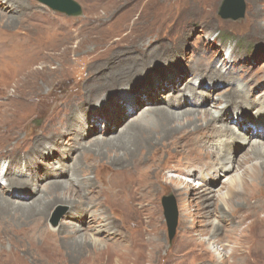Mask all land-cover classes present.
I'll return each mask as SVG.
<instances>
[{
  "label": "rangeland",
  "instance_id": "1",
  "mask_svg": "<svg viewBox=\"0 0 264 264\" xmlns=\"http://www.w3.org/2000/svg\"><path fill=\"white\" fill-rule=\"evenodd\" d=\"M76 1L83 12L71 16L38 0H0V163L11 166V175L22 165L23 177L41 186L29 198L15 193L29 188L6 187L4 197L16 206L2 210L0 203V264H264V166L252 156L257 139L232 150L229 172L222 168L226 161L216 166L224 155L215 154L217 143L188 148L184 142L190 132L207 140L204 110L222 112L218 128L241 132L245 121L256 127L264 104L258 84L264 79V0H244L238 19L220 15L224 0ZM139 43L146 52L137 51ZM164 54L171 59H160ZM211 67L223 75L213 76ZM235 85L240 96L232 92ZM190 88L202 91L197 100H186ZM226 93L233 97L227 106ZM174 95V104L194 113L173 123V135L158 133V146L147 153L117 142L127 120L142 117L153 101L170 104ZM83 122L96 129L84 134ZM109 125L114 133L106 134ZM219 132L213 128V137ZM55 140L64 141L68 159L43 160L52 154L49 144L39 157L37 147ZM126 162L132 164L122 167ZM49 164L66 175H45ZM57 183L64 189H54ZM198 184L212 188L211 200ZM225 192L230 195L219 200ZM165 196L178 210L171 240ZM38 197L55 201L45 214L33 210ZM117 213L119 234L111 231ZM76 216L106 224L96 231L86 223L72 233L75 224L68 221ZM53 230L60 242L48 236Z\"/></svg>",
  "mask_w": 264,
  "mask_h": 264
},
{
  "label": "bare ground",
  "instance_id": "2",
  "mask_svg": "<svg viewBox=\"0 0 264 264\" xmlns=\"http://www.w3.org/2000/svg\"><path fill=\"white\" fill-rule=\"evenodd\" d=\"M230 14L233 15L234 11H232ZM142 44L143 43H139L138 46L135 47L137 49V51H140L141 53L142 52H146V49L141 46ZM177 46L179 48L180 46H182V43H178ZM171 57H172L171 55L164 54V55H162L160 57V59L166 58L165 62H167V61H169V59H171ZM209 62H210L209 63L210 66H211L212 61H209ZM211 72L213 73L212 74L213 76H217L219 74L223 75L218 69H215V68L213 69L212 67H211ZM208 76L210 77L211 74H209ZM129 79H128V81H126V83L130 81ZM262 80H263V84H262V82H258L259 88L264 86V79H262ZM240 88H241L240 85H238V86L235 85V89L236 90H232V92L235 95L240 96L242 94L238 90ZM190 89L194 90V91L192 92L191 95L187 94V99L186 100H189V98H192L193 100H197L198 96L200 95V93H202V91L201 92L200 91H196V89H194V88H190ZM258 89L256 91H258ZM158 92H159V90L156 91V93H158ZM261 94H263V96H264V93H261ZM127 96H129V95H127ZM232 98L233 97H230L229 93H226L225 96L222 97V100L223 99L225 100V102H226L225 104L227 106V104L229 102V99L232 100ZM127 99H128V102H134L135 101V104H136V102L137 103L141 102V100H137V97H129ZM176 99H178V97L176 95H174L171 98V100H172L171 103L170 104L168 103V104H165V105L162 104L161 102L153 101L151 103L153 106L146 105L147 107L143 111L144 115L142 117H140L138 119L127 120L126 122L124 121L125 123H124L123 134H121V135L118 134V136L115 137V139H117V142L118 143H127L129 145V147H131L133 149L137 148L140 151H143L144 153H147V151H149L151 149H154L159 144V142H157L156 145H153V144H155L154 143L155 140L158 141V137H157L158 133H162V134H164L166 136L173 135L175 133L173 123L175 121L181 119L182 117L187 116L188 114L190 115V114L194 113V112L190 111V109L184 110V106L180 102L177 105L174 104L173 102H175ZM214 99H217V98H214ZM218 99L220 100V98H218ZM260 103H264V101L260 102ZM188 104H190V103L187 102V105ZM192 105L197 106V102L194 101V103ZM133 107H131L132 110L134 109ZM254 107L255 106H253V107L249 106L248 108L250 109V108H254ZM258 109L259 110H258L257 114L255 115L256 118H257V123H255L256 127L254 128V127L250 126V124H247V121H245L243 123L241 122V124H242L241 132H238L236 130L234 131L233 129H231L229 126H226L225 124L223 125V127L218 128L217 127V123H221V122L223 123V120H224V118L222 116L223 114L219 110L213 111V110L209 109V110L200 111V114H201L200 118L204 120L202 122H203V125H205L203 127V129H204L203 133H205V135L202 136V137H203V139H207V140H203L202 141L199 133H196V134L193 135L190 132V133H188L187 137H184V142L188 143V145H189L188 148L189 147H193V146H197V145H201L202 147H205L204 145H202V142L204 144H209V145H210V142L213 145L217 143L216 146L214 145L216 147L215 148V154H216L217 151H222V154H224V155L221 156V160L217 163L216 166H220L221 165V161H226L227 164L225 163V165L222 167V168H224V170L226 172H229L230 169L234 168V152H235V148L237 146H240V145H249V144L255 143V145L253 147V151H252L253 152L252 156L260 157L261 161H262V163L260 165L264 166V141H262V140H264V104L261 105V107L258 108ZM125 110L127 111V106H126ZM236 113H238L239 115H242L243 114L242 113V109L236 110ZM75 116H72V114H71L72 119H74ZM115 116L116 115H113V117H115ZM86 125L87 124L83 122L80 127L83 129V133L84 134L86 133L88 135L91 132H93L92 130H93V128L95 126L91 125V124H89L87 126ZM109 127L110 128H108L106 130V134L114 133V130H112V128H111L112 126L109 125ZM249 127H250V129H248ZM258 127H261V129L259 130ZM89 128H91L92 130H90ZM213 128L218 129L221 133L219 132L218 136H214L213 137V135H212ZM94 129H96V127ZM210 129H212V130H210ZM132 131H134V132H132ZM97 132H98V129L96 131H94V133H97ZM65 136H66L65 133H63L61 135V137H65ZM78 137H80V135H78ZM162 137H164V136H162ZM103 138L104 137H99L100 140L101 139L103 140ZM254 139H257V140H255L252 143L251 140H254ZM227 141H228V144L230 142V145L226 144ZM46 144H49L50 147L52 148V150H51L52 154L49 155V156H45L43 160H49L50 161L52 159L51 157L52 156H56V155L60 156V158L63 161L68 159L69 155L65 154V153H62V150L65 148V147H63V144H64L63 140H61V141L55 140L54 142H51V143L44 142L43 144L39 145L37 147V151L39 152L38 153L39 157H42V155H41L42 148L41 147L46 145ZM214 146H211V147L214 148ZM141 155H144V154L142 153ZM131 161H134V159H132ZM131 164H132V162H130V163L126 162V163H124L122 165V167L125 168V167L130 166ZM200 165L203 168H205V169H207V167H208V165L205 164L204 162H201ZM216 166L215 165L214 166H210L209 170L210 169H216L217 168ZM10 167L11 166L9 164L6 165V161H4L3 164L0 163V181H1L0 184L3 185L2 187H0V203H1V206H2V210L3 209L4 210H6V209L9 210L11 207H14L13 205L16 206V204L14 202H11L9 199H6L4 197V193L6 192V187H8L11 183L17 184L19 186L22 185L24 188H29V192L26 193L27 195L23 194L22 191L20 193L19 192H15V193H18V194L22 195V198L25 197V196H28V198H29L33 194L35 195L36 193H38V191L41 188V186H39V185H33L32 186V183L34 181H36V179L32 178L31 181H28L26 178L23 177V176H25L28 173H26L27 171L23 168L22 165L18 168V170H19L17 172L18 174H14V175H11L8 172L10 170ZM46 168H47V171L45 172V175H52L53 174V175L57 176L58 178L66 175V172L63 171V169L61 167L59 169L56 168L54 170V172L52 171L53 165L49 164V166L46 167ZM72 170H73V168H72ZM132 172H133V170H132ZM125 173H127L126 170H119L117 172V175L121 174V175L124 176ZM138 173H140V169H137V170H135L133 172V174H135V175H137ZM29 174L35 175L36 173L29 172ZM6 181H7L8 184L4 183ZM125 181L127 182V180H125ZM177 183L178 184H182V182L179 181V180L177 181ZM52 184H54V183H52ZM61 184L62 183H59V184L57 183L58 186H54L53 185L52 187H55L54 189H56L58 191V189L62 188ZM198 186H200V189H201L200 193L205 197V200L206 199L207 200L208 199L211 200L212 197H213L212 188H210V187L204 188L203 184H198ZM62 189H64V188H62ZM106 193L109 194L110 197H114V199L116 201L121 200L120 198H118L115 195V194H117L116 191L108 189V190H106ZM227 193L228 192L219 194L218 195L219 200L225 201L226 197L228 196V194L230 192L228 194ZM96 194H98V192ZM38 199H40V198L38 197ZM36 201H35V204H34L35 206H34L33 210L34 211H38V213H40V214H45L47 212V209H49V207L52 205V203L55 202L52 199L51 200H42V199H40L37 202ZM90 205L95 207L96 204L95 203H93V204L91 203ZM260 205L264 206V202L260 201ZM78 215H80V214H78ZM119 215H120V213H117L118 218L117 219H114V218L112 219L113 220V223H112V227L113 228H111V231L117 232L118 234L122 233V231L120 230V227H119V224H121V222H122ZM80 217H82V216H80ZM82 220H83L82 218H77V216H76V217H73L70 221H68V222H70L73 225L75 224V226L71 230L72 233L75 232V231L81 230L83 228L82 225H84L86 223L89 224V225L87 224L88 226L85 225L86 228H89V227H91L92 229L96 228V231H98V227L100 225L106 224L105 223V219H102L104 222L101 223V224H98V226H96L97 225V223H96V225H95L96 227L93 225L95 223L93 221V219H92V222L91 221L90 222H87V221H83L82 222ZM117 221L119 222L118 225H117ZM55 228H57V227H55ZM53 231H56V230H53ZM44 232H46V230H44ZM50 234L58 237V239L60 238L59 230H57L54 233L48 231V236ZM96 234H97V232H96ZM114 240L118 241L119 239L116 238ZM95 241H97V240H95ZM59 242H60V239H59Z\"/></svg>",
  "mask_w": 264,
  "mask_h": 264
},
{
  "label": "water",
  "instance_id": "3",
  "mask_svg": "<svg viewBox=\"0 0 264 264\" xmlns=\"http://www.w3.org/2000/svg\"><path fill=\"white\" fill-rule=\"evenodd\" d=\"M41 3L49 6L51 9L59 11L61 13H65L71 16H77L82 14V6L76 0H38ZM231 10V11H230ZM234 11V14L230 13ZM245 13V2L244 0H224L222 5V11L220 15L223 18L233 17L234 19L242 18ZM164 209H165V217L168 226V233L170 240L176 234L177 226H178V210L175 203V199L172 196L164 197ZM58 212L54 217L53 225H56L58 222Z\"/></svg>",
  "mask_w": 264,
  "mask_h": 264
}]
</instances>
